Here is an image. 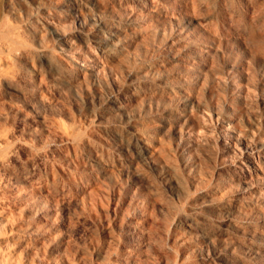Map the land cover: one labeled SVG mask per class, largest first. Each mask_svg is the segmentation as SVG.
<instances>
[{
	"label": "rangeland",
	"instance_id": "rangeland-1",
	"mask_svg": "<svg viewBox=\"0 0 264 264\" xmlns=\"http://www.w3.org/2000/svg\"><path fill=\"white\" fill-rule=\"evenodd\" d=\"M19 244L264 264V0H0V256Z\"/></svg>",
	"mask_w": 264,
	"mask_h": 264
},
{
	"label": "bare ground",
	"instance_id": "bare-ground-1",
	"mask_svg": "<svg viewBox=\"0 0 264 264\" xmlns=\"http://www.w3.org/2000/svg\"><path fill=\"white\" fill-rule=\"evenodd\" d=\"M4 207V209L6 208V206H3ZM3 207H1V208H3ZM9 208V207H8ZM7 208V209H8ZM4 209H1V211H3L4 212ZM8 213H10V215H12L13 214V210L11 209V210H6ZM9 215V214H8ZM7 215V216H8ZM7 219V218H6ZM23 245L22 244H19V248H16V249H14V251L13 252H9L8 254H5L3 257L2 256H0V259L4 262V264H24L23 263V258H22V256H20V253H21V251H20V248H22L23 249ZM19 250V251H18ZM23 252V251H22ZM0 260V262H2Z\"/></svg>",
	"mask_w": 264,
	"mask_h": 264
}]
</instances>
